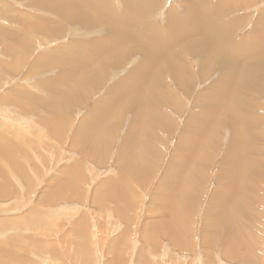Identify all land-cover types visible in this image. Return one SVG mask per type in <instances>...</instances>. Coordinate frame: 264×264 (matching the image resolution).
Returning <instances> with one entry per match:
<instances>
[{
  "label": "bare ground",
  "instance_id": "1",
  "mask_svg": "<svg viewBox=\"0 0 264 264\" xmlns=\"http://www.w3.org/2000/svg\"><path fill=\"white\" fill-rule=\"evenodd\" d=\"M36 1L46 7L45 9L50 12H55L56 16L58 14L63 16V18H72L63 19V21L77 19L81 20L82 24L89 26H101L104 22H107L106 20L109 21L106 25L112 33L109 34L108 38H102L101 42H97V39L84 41L79 45V48H76L77 54L73 56H80L85 50L95 55L98 52L96 60L99 64L101 62L102 64H104L103 62H108V64L113 63L119 65L123 58L121 57L122 55H128L133 51H139L141 53L142 60L140 62L138 61L139 63L132 68L127 86L123 89H117L115 91L117 93L115 97L122 99L121 107H124V105L131 106L139 108L140 112H147L150 122L155 126L162 125L166 129H170L173 126V123L168 121L161 112L163 107L167 108L169 106L182 111V107L180 106L182 100L170 90L168 81L172 77L174 83L187 88L185 84L190 82L193 73V65L186 60L188 54H197L201 58V64L199 66L201 67L202 77L206 75L204 69L210 70L211 67L215 66L222 74L219 82L223 79L225 81L223 86L211 84L196 96L198 97L200 95V100L202 99V101L196 107L195 112L191 114V118L187 119L175 147V150L180 152L182 156L177 157L174 153V156L171 157L172 161L169 162L162 177L160 179L158 178L159 181L152 191V196L148 202L149 207H146L144 214V220L140 222L138 236L141 237L144 244L136 251L139 243L137 241L135 242V240H133L134 242L132 241L138 222L137 213L139 211L137 209L140 210L141 206L138 202L139 198L136 192L130 190L132 188H129L128 183L121 181V179L127 180L125 176L126 174H130L132 179L143 187L142 175L145 174L146 177L151 175L150 173L154 171V166L148 162L146 164L143 163V158L135 152L134 145L140 143L142 146L144 145L143 147L145 149L150 151L155 147L150 141H146L144 137L137 135L134 129H129L124 135L125 138L119 144L116 150L117 153L115 154L114 162L118 168V177L110 176L108 179L101 181L105 184L106 191H108L105 202L107 199L113 202L112 212L119 214L121 222L126 224H121L118 220L116 222L115 219L113 222L112 215H110L109 219L111 220L109 222L107 221L105 226L98 225L99 227L94 230V226L90 218H88L89 215L86 212L79 213L75 210L72 216H67L70 220L68 223H72V226L68 229L75 234L70 233V236L73 235V237L65 238L64 240L65 243L69 244V248L79 254L67 255L71 261L77 264H93L96 260V264H98V261L102 258L104 259L103 264H147V257L149 255L152 258L158 255L165 256L164 247L163 245L161 246L159 237H166L171 245L178 249H192L194 247V245L192 246V237L194 235L193 231H191L193 228L191 229L187 223L192 224L193 222L191 214L195 204L194 199L200 193V190H197L196 177H201L204 174L201 168L197 166H202L205 162L210 166L212 163V157L211 159H207L208 152H210L209 147L201 145L198 148V140L205 134V129H207L211 122L213 123L211 128L217 133V137H215L214 132L210 133V139L214 141V148L218 145V130L221 125L225 126L230 124L231 127L236 128L235 131H239V134L234 136V139L230 141L228 148H226L222 160V165L226 166L222 167L221 165L217 173V179H219L218 185L211 192L207 200V207L204 209V216L200 225V229L203 231L201 242L215 244L218 239H221L223 240V243L221 241L223 247L222 252L226 254L227 251L229 253L230 250L228 249L231 248V255H237L236 249L238 247L235 244L238 243V245L245 247V255L250 256L249 259L253 257L255 260L256 256L254 252L259 238L256 236L255 230L253 231L252 228H247V226L242 224V219L244 217L243 210L247 203L245 201L253 193L254 197L251 199L252 205L249 204L251 207L257 206V201L263 200L262 196L257 193L258 190H255V180L257 181L264 171V155H262V150L259 145H257L258 147L252 145L253 141H259L262 128L259 124H256L259 122L258 119L250 115L251 108H254V106L250 105L249 102L246 105L244 97L247 88L254 89L258 86L255 75H259L264 71V20H258L254 24L252 33L243 36H236V33L235 37L233 33H228L232 26H224L220 22L217 14L218 10H220V7L217 6L218 2L215 6H211L210 4L207 5L206 0H181L185 11L179 13L173 8H170L168 24L164 28L155 27V25L150 23L147 25L143 23L145 26H148L144 29L145 27L142 28L140 25L142 22L140 21H143L147 12H150L154 7L157 8L159 5L158 2H161V0H145L143 4L138 3L136 0H123L125 10L122 16L113 4H110L112 9L110 8L108 10V1ZM57 19L59 20L58 17ZM44 21L46 23H43L42 20H32L28 17L23 19V25L30 30L39 29L40 32L51 34H55L54 32L60 30L59 22L56 23V21L48 19ZM226 23L228 22L224 24ZM26 33V31H18L15 32V37H11L13 43L16 41L21 45L20 51H18V48L11 49L7 46L9 51L12 50L14 56L20 58H18L19 61H21V52H24L29 47ZM31 33L35 34L36 31ZM41 36L42 38H46V34L42 33ZM85 44L87 46H84ZM243 46L248 47L244 52L241 50ZM22 57H24L23 54ZM81 64L78 61L68 67L69 74L67 77L69 78L66 75L56 79L52 77L49 78L48 84H59L61 87L68 82L63 87L68 98H71L77 88L84 89V85L87 83L99 82L97 80L100 79V74L91 69L90 65L86 66ZM49 65V61L46 63L42 57H38L36 64L34 66L30 65V72H35L34 69L37 66ZM73 72L75 74H72ZM169 82L171 85L173 84L171 80ZM46 86L48 87V85ZM24 94L29 96L27 95L28 92ZM102 99L109 101L104 96ZM47 105L51 106V109H54L52 110L54 113H58L59 107L55 109V106L59 105L58 103L49 102ZM217 111H222V114L215 117ZM89 114L91 117H88ZM110 114L111 111L109 110L98 111L96 102L89 110L88 116L85 117L86 119L79 122L77 129L74 130L75 132L73 131L74 135L72 134L71 144L82 147L83 149L80 151L83 156L94 158L100 153L101 160L108 156L106 149L110 147L106 142H110L113 138V136L112 138L109 137V133L106 130L110 127L107 121ZM221 116L223 120L219 119ZM134 119L135 114L132 116V121H139V115H137L135 121ZM28 120L24 118L21 121L28 125ZM133 122L131 123L132 127H134ZM48 123L50 126L49 130L54 133L55 130L52 128L54 125L52 124L55 122L51 123L50 121ZM17 124L19 127H22L19 123ZM10 127L9 129H11ZM84 129L86 131L89 130V132L86 133V131H83L81 133ZM152 134L151 132L150 135ZM3 140L9 153H14L18 149L20 152L23 150L21 144L9 142L4 137ZM89 146L91 147L90 150ZM122 149L125 150L124 154H121ZM194 154H196L195 157H193ZM5 157L19 171L22 166L18 163L17 158L12 159L13 156L9 154H6ZM190 158H198L196 159L198 164L195 165V163L190 162ZM64 164L61 174L51 179L50 185L48 187L44 186L41 193L36 195V203H51L57 199L66 202L67 200L73 199L72 194L78 195V193L80 194L78 199L81 201L85 200L87 193L81 183L85 184L86 181H89L92 184L90 180H93L94 173H91L92 170L89 174L85 172L84 174L81 173L82 170L80 171L78 167L82 168V166L77 162V159L71 165ZM77 171H80L78 172L79 174H74ZM0 172L4 175L2 178L3 181L0 183V197L5 198L9 195H14L16 197L14 200L18 202L19 191H17V187L11 182V178L8 177L6 171L4 172V169H0ZM128 177L130 178V176ZM24 178L28 181L27 177ZM252 178H255V183ZM146 181L148 187L150 179L147 178ZM146 185L144 184V189L147 188ZM28 186V191L32 192L33 186L30 185V182H28ZM130 186L132 187V184ZM246 186L247 188L255 186L252 191L253 193L249 189L248 191ZM102 189L103 186H101V183H98L94 187L92 195H101ZM241 190L246 192L247 197H241ZM129 191L131 194H129ZM203 195L204 193L201 192L200 197H203ZM68 204L72 205V209L74 203ZM18 205V203L13 204L10 207L11 209H9L14 210ZM108 206L103 209L105 212ZM68 209H70L69 206ZM38 210L39 208H35L34 206L30 207L21 216V219L20 216L19 218L18 216L13 217V214L12 216L0 217V237H3V240H0V263L37 264L38 260L42 264H66L65 261L62 263L63 261L59 259L57 240H53V244L47 245L38 240L34 236V233H24V228H35V230L43 228V233H47L48 236L52 234V237H55V232L49 225L50 222H47L50 220V217L48 215H42ZM253 210L256 213L259 211L258 208H253ZM251 213L253 214V212ZM60 217H53V219L59 220ZM184 218H187L188 222ZM55 222L53 221L54 224ZM53 228L57 229L55 226ZM79 228L82 230L83 235L78 231ZM84 231H89L91 233L90 238L95 240L98 245L106 240V235H112L108 242V252L112 253L111 257L105 260L106 257L104 258V255L101 254L88 255V245L86 243L81 244V240L85 236ZM62 239H64V235ZM117 244L124 245L122 250L123 254L113 251V249H116ZM135 245L137 246L135 247ZM131 246H133V249L130 248ZM128 249L130 251H127ZM162 251L163 254L161 253ZM157 252L158 254H156ZM26 253H31L32 255ZM98 253H100L99 249L97 250ZM37 255L42 256L36 257ZM76 258L82 259L76 261ZM130 259H135V262L132 263ZM148 262H151V264L159 263L153 260Z\"/></svg>",
  "mask_w": 264,
  "mask_h": 264
},
{
  "label": "rangeland",
  "instance_id": "2",
  "mask_svg": "<svg viewBox=\"0 0 264 264\" xmlns=\"http://www.w3.org/2000/svg\"><path fill=\"white\" fill-rule=\"evenodd\" d=\"M101 1H108V10H110V8L112 9L110 4H113L121 16L124 14L125 3L123 0ZM136 1L141 4L145 2V0ZM205 2L207 5L210 4L211 6H215L218 2L217 6L220 7V10H218L217 14L220 22L224 26L231 25L232 27L230 26L231 28L228 33H233L234 36L236 33V36H243L252 33L254 24L258 20H264V0H206ZM158 3L159 5L157 8L154 7L150 12H147L143 21L139 20L142 22L140 23L142 28L145 27L144 29H146L148 26L145 25L149 23L155 25V27L164 28V26L168 24L170 8H173L179 13L185 11V7L181 0H161V2ZM219 4L222 6H219ZM45 8L46 7L36 0H0V169H4V172L6 171L8 177L11 178V182L17 187V191H19L18 202L17 200H14L16 198L14 195H9L5 198L0 197V217L12 216L13 214V217L18 216L19 218L20 216L21 219V216H23L30 207L34 206L35 208H39L38 211L41 212L42 215H48L50 217L51 221L48 219L49 221L47 222H50L49 225L55 232V237H52V234L51 236H48L47 233H43V228L39 229L41 232L38 229L35 230V228H24V233H34V236L38 238V240L47 245H51L57 240V246H59V259L63 261L62 263L65 261L66 264H77L74 261H71L67 255L79 254L75 253L69 248V244L64 242L65 238L73 237V235L70 236V233L75 234L73 231L69 230L72 223H68L70 220L67 216H72L75 210L79 213L86 212L94 226V230L101 225L105 226L107 221L109 222V220H111L109 219L110 215H112L113 222L115 219L116 222L119 221L121 224H126L121 222L119 214L112 212L111 208H113V202L108 199L105 202V197L108 191H106V186L101 181L108 179L110 176L118 177V168L114 162L115 154L117 153L116 150L123 138H125L124 135L129 129H134L137 132V135H141L146 141H150L155 147L150 151L145 149L143 147L144 145L142 146L140 143L134 145V150L142 156L143 163L146 164V162H148L154 166V171L150 173L151 175H148V177H146L145 174L142 175L143 183L145 185L147 184V178L150 179L148 187L146 185V189L143 188L144 184L142 187L139 183L133 180L130 174H126L125 178H127V180H124L123 178L121 179V181L128 183L127 185L129 188H132L130 189L132 192H136L137 197L139 198L138 202L141 205L140 210L137 209L139 212L137 213L138 222L136 224V233L133 238L131 236L132 241L135 240V242L137 241L139 243L138 246L135 245V247L137 246V251V249L144 244L141 237L138 236L139 225L140 222L144 220L146 207H149L148 202L152 196V191L162 177L164 171H166L169 162L172 161L171 157L174 156V153L177 157L182 156L180 152L175 150V147L178 142V137L181 135L180 132L187 119L191 118V114L195 112L196 107H198L202 101V99L200 100V95L198 97L196 96L211 84L223 86L225 81L223 79L219 82L222 74L215 66L211 67L210 70L204 69L206 75L202 77L201 67L199 66L201 64V58L198 57L197 54H188L186 60L193 65V73L190 82L185 84L187 88L174 83L172 77H170L169 81L171 80L173 84L171 85L168 81L170 90L182 100L180 103L182 111L169 106L167 108L163 107L161 112L165 115L168 121L173 123V126L170 129L163 128L162 125L155 126L150 122L149 114L147 112H140L139 108L131 106L124 105V107H121L122 99L115 97L117 95L115 92L117 89H123L127 86L132 68L142 60L141 53L139 51H133L128 55H124L125 57L122 55L121 57L123 58L119 65L113 63L108 64V62H103L104 64L101 62L99 64L96 60L98 52L95 55L92 52H87V50H85L80 56H73L77 54L76 48H79V45L84 41L97 39V42H101L102 38H108L109 34L112 33L108 30L106 25L109 21L106 20L107 22H104L101 26L84 25L81 23V20L77 19L65 21L66 19L72 18H63V16L58 14L56 16L55 12H50ZM221 12L222 15L220 16ZM23 17H29V19L32 20H42L43 23H46V21H44L45 19L56 21V23L59 22L60 30L54 32L55 34H51L42 31L40 32L39 29H27L26 26L23 25ZM63 19L65 20L63 21ZM225 22L228 23L224 24ZM18 31H26V39L29 41V47L24 52H21V61H19L20 58L18 56H14L12 50L9 51L7 49V46H9L11 49L18 48V51H20L21 45L16 41L13 43L11 40L15 37V32ZM33 31H36V33H31ZM42 33L46 34V38H42ZM84 46L87 45L85 44ZM244 47L245 46L241 47L242 52L248 48ZM26 51L27 53H25ZM22 54L24 57H22ZM38 57H42L46 63L49 61L50 65L37 66V68L34 69L35 72L33 71V73H31L30 65L34 66ZM78 61L79 64L82 63L81 65H90L91 69L100 74V79L97 80L99 82L85 84L84 89L77 88L74 95H72L71 98H68L67 93L64 91V87L68 82L63 85L64 87H60L59 84H48L49 78L54 77L56 79L65 75L67 77L69 74L68 67ZM72 74H75V72ZM255 76L257 78L256 81L258 82V86L254 89L250 87L246 89L244 101L246 105L249 102L250 105L254 106V108H251L250 115L258 119L259 122L256 124H259L262 128L259 141H253L252 145H259L262 150V155H264V71ZM46 85H48V87ZM25 92H28L27 95L29 96H26L24 94ZM103 96L107 97L109 101L102 99ZM49 102L59 104L58 106H55L56 108L53 106L55 109L59 107L57 111L58 113H54V111H52L54 109H51V106L47 105ZM96 102L98 105V111H111L109 119L107 120L110 127L106 130L109 133V137L112 138L113 136V138L110 142H106L110 148L106 149L108 156L102 158V160L100 153L94 158L83 156L80 151L83 148L76 144H71V139L74 135L73 131L77 129L79 122L86 119L85 117L88 116L89 110ZM133 114H135V119L137 118V115H139V121H132ZM220 114H222V111H217L215 117ZM88 117H91L90 114ZM24 118L26 120L29 119L28 125L21 121ZM219 119L223 120L222 116ZM50 121L51 123L55 122L52 124L54 125L52 126L55 130L54 133L49 130L50 126L48 122ZM132 122L134 127L131 126ZM17 123L26 129L19 127ZM211 126H213L212 122L207 129H205V134L199 138L198 148L201 145L209 147L210 152H208V158H206L211 159L212 157V163L210 166L206 162L202 164V166H197L201 168L204 174L201 177H196L197 190H200V193L194 199L195 204L192 208L191 214L193 219L192 224L188 222L187 218H184V220L188 222L187 224L190 228H193L191 231H193L194 235L192 237V246L194 245V247L192 249L190 248V250L189 248L188 250L187 248L178 249L177 247L172 246L166 237H159L160 244L164 247L165 256L158 255L155 258H152L149 255L147 257V264H151V262H148L150 260L159 262L156 264H264V171L260 177L258 176L259 179L257 181L255 180L256 188L255 186L252 188H247L246 186L247 190L249 189L251 192L253 191V188H255V190L257 189V193L262 196L263 200L257 201V206L251 207V199L254 197V193L252 192L253 194L250 196V200L247 199V201H245L247 203L243 210L244 217L242 219V224L247 226V228H252L253 231L255 230L256 236L259 238L254 252V255L256 256L255 260L253 257L252 259H249L250 256H247L244 253L245 247L243 245H238V243L235 244V246L238 247L236 249L237 255H231V248L228 249L230 250L229 253L227 251L226 254L222 252L223 240L221 239H218L215 244L201 242L203 231L200 229V225L203 220L204 209L207 207V200L210 197L211 192H213L218 185L219 179H217V173L221 168L226 148H228V145L230 141L234 139V136L239 134V131H235L236 128L233 126L231 127L230 124L225 126L221 125L218 130V145L214 148V141L210 139V133L214 132L215 137H217V133L211 128ZM9 127L11 129H9ZM83 131L86 130H82L81 133H83ZM87 132H89V130L86 131V133ZM151 132L153 133L152 135H150ZM242 132L244 133V131ZM3 137L6 138L7 141L9 140V142L21 144L23 150L20 152L17 147V151L9 153L3 142ZM90 149L91 147L89 146V150ZM124 151L125 150L122 149L121 154H124ZM6 154L13 156L12 159L17 158L18 163L22 166L19 171H17L12 166L13 164H11V162L5 157ZM195 156L196 154H194L193 157ZM76 159L83 168L78 167L80 171L82 170L81 173L84 174L85 172L86 174H89L91 170V173H94L93 180H90L92 181V184L89 181H86L85 184L81 183L83 189H85L87 193L85 200H79L78 197L80 194L78 193V195L72 194L73 199H66V202L57 199L55 202L51 203H36V195L41 193L44 186L48 187L50 185L51 179L61 174L63 166L65 165L64 163L71 165ZM196 159L198 158H190V162H193L196 165L198 164ZM224 166L226 165H222V167ZM88 169H90V171H88ZM80 171H77V173L74 174H79L78 172ZM3 176L4 175L0 172V183L3 181ZM128 176H130V178ZM24 177H27L28 181H26ZM254 179L255 178H252L253 182ZM28 182L33 186L32 192L28 191ZM98 183H101V186H103L102 194L97 196L92 195V191ZM131 184L132 187L130 186ZM201 192L204 193L203 197H200ZM129 194H131L130 191ZM241 197H247L244 190H241ZM17 203L19 205L14 208V210H10V207ZM68 203H74L72 209V205H69ZM107 205L109 206L105 212L103 209L105 207L107 208ZM68 206L70 209H68ZM253 208H258V213H256ZM250 211L253 212V214ZM57 216L61 217L59 220H54L53 217L56 218ZM52 220L56 221L55 224ZM53 226L57 227V229L53 228ZM121 229L123 228L121 227ZM78 231L83 235L80 228ZM84 234L85 236L81 240V244L83 245L86 243L88 245V255L101 254L104 255V258L106 257L105 260L111 257L112 253L108 252V242L112 235H106V240L98 245L95 240L90 238L91 233L89 231H84ZM21 235L23 236V234ZM63 235L64 239L61 240ZM1 239L3 240V237H0V240ZM132 245L134 246V244ZM133 246L130 248L133 249ZM123 248V244H117L116 249H113V251L123 254ZM98 249L100 250V253L97 254ZM127 251L130 250L128 249ZM258 251L262 255H260ZM161 253L163 254V251ZM26 254L32 255L31 253ZM156 254H158V252ZM41 256L42 255H37L36 257ZM81 259L82 258H76V261ZM130 261L134 263L135 259H130ZM96 263L97 261L95 260L93 264ZM103 263L104 259L101 258V260L98 261V264ZM37 264L42 263L37 260Z\"/></svg>",
  "mask_w": 264,
  "mask_h": 264
}]
</instances>
